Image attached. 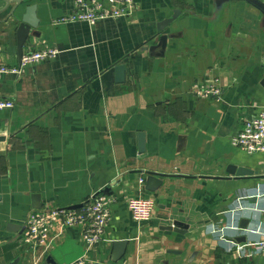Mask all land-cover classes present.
Wrapping results in <instances>:
<instances>
[{"label": "crops", "instance_id": "crops-1", "mask_svg": "<svg viewBox=\"0 0 264 264\" xmlns=\"http://www.w3.org/2000/svg\"><path fill=\"white\" fill-rule=\"evenodd\" d=\"M8 1L0 0V63L12 67L20 60L8 18L18 0ZM25 1L17 13L38 4L40 37L23 52L60 54L20 76L0 75V98L15 103L0 112V264L78 261L79 228L58 237L51 230L42 252L28 241L26 220L43 208L83 207L97 193L115 203L93 264H264V255L245 259L234 250L264 230V155L232 144L264 109V14L245 1L135 0L132 16L90 26L61 22L75 0ZM118 64L127 67L124 83L116 81ZM204 82L221 86L222 101L197 96L195 84ZM231 168L254 174L231 176ZM150 173L163 176L161 188L147 185ZM134 197L155 199L149 222L132 220ZM120 240L125 252L113 249Z\"/></svg>", "mask_w": 264, "mask_h": 264}, {"label": "built area", "instance_id": "built-area-1", "mask_svg": "<svg viewBox=\"0 0 264 264\" xmlns=\"http://www.w3.org/2000/svg\"><path fill=\"white\" fill-rule=\"evenodd\" d=\"M135 0H75L74 8L61 18L62 23H88L95 26L108 19L130 17L136 10ZM60 54L56 48H43L25 52L18 66L0 63V75H22L24 70L33 64L55 59ZM264 65V58H263ZM197 96L203 99L222 101L223 91L220 85L213 83L195 84ZM15 103L0 98V112L13 110ZM234 147L248 155H264V109L248 119L232 138ZM264 178V164L261 170ZM144 180H140L143 183ZM115 201L102 193L92 196L81 209L43 208L31 212L26 220L25 232L29 242H35V248L46 252L51 246V230L57 229L55 237L66 229L79 228L85 246L84 255L73 264H93L91 256L96 247L105 242L106 230L112 220V208ZM127 208L132 220L140 224L149 222L154 215L156 201L153 198L134 197L127 201ZM215 233V230H212ZM260 239L235 245L234 250L240 258L253 259L264 255V230L258 232ZM223 238V237H221Z\"/></svg>", "mask_w": 264, "mask_h": 264}, {"label": "water", "instance_id": "water-1", "mask_svg": "<svg viewBox=\"0 0 264 264\" xmlns=\"http://www.w3.org/2000/svg\"><path fill=\"white\" fill-rule=\"evenodd\" d=\"M8 1V0H4ZM218 3H223V2H237V1H245L257 9H259L263 14H264V4L261 3L259 0H218ZM9 2V1H8ZM26 1L25 0H18L15 2V7L13 8L12 14H10L8 21H14L15 24H17V31H16V36H17V49H18V58L21 61V58L24 54V47L27 44V42L32 39V38H39L40 34L37 29L40 27V20L37 16V11H38V4H30L25 8V11L23 14L17 13L18 8L20 10L21 6L24 5ZM178 13L176 12L174 16L171 18L165 20L164 22L160 23L158 25V30L159 32L165 31L167 27H169L178 17ZM7 21V22H8ZM168 41V36H161L159 45L166 44ZM154 47H152L153 49ZM115 76H116V81L117 83H124L126 80V75H127V67L125 64H118L115 66ZM262 85L264 87V81L262 82ZM140 140V154L145 153V138L144 134H140L139 136ZM4 138L0 137V141H3ZM235 169V168H234ZM230 169L229 174L231 176H237V177H246V176H252L254 172L252 170H248L245 168H239L237 170ZM151 183H156L158 186V189L162 187L163 185V176H160L158 174H152L150 173L148 178H147V185H150ZM158 189L155 190H150L153 193H156ZM149 190V189H148ZM105 194V193H104ZM82 206H74L70 209L76 210L80 209ZM249 220H244V223H242L241 228L246 229L248 227ZM177 226V224H175ZM233 227H228V231H231ZM233 230V229H232ZM173 231V230H172ZM231 242L235 243L237 241H246V236L242 238H229ZM128 246V241L126 240H120V241H115L113 242V249L114 251L117 252V250L125 252V249Z\"/></svg>", "mask_w": 264, "mask_h": 264}]
</instances>
